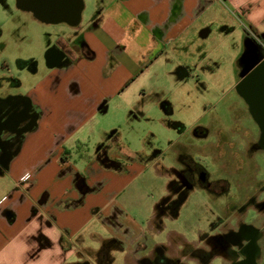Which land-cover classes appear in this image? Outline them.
<instances>
[{
	"label": "crops",
	"instance_id": "obj_1",
	"mask_svg": "<svg viewBox=\"0 0 264 264\" xmlns=\"http://www.w3.org/2000/svg\"><path fill=\"white\" fill-rule=\"evenodd\" d=\"M50 23L69 27L55 29L53 41L72 52L67 63L18 75L22 84L21 76L31 79L21 93L37 116L0 166V264H88L83 254L93 251L101 256L99 264H137L152 252L143 253L147 237L141 225L162 229L167 213L158 204L164 194L142 224L123 213L120 194L146 168L162 176L167 188L168 170L180 167L179 154L189 153L180 139L198 125L197 118L186 125L172 121L174 105L165 94L196 89L188 82L200 65L198 42L214 29L236 31L242 49L245 34L264 33V0H82L76 24ZM78 38L88 53L77 50ZM154 75L165 83L150 100L152 85L148 89L146 80ZM117 98V107L132 113L126 117L131 121L157 109L175 139L151 154L145 143L130 142L120 125L104 116ZM186 108L189 112L192 105ZM171 147L179 150L168 164L162 157ZM115 249L126 250L121 263L113 261Z\"/></svg>",
	"mask_w": 264,
	"mask_h": 264
},
{
	"label": "rangeland",
	"instance_id": "obj_2",
	"mask_svg": "<svg viewBox=\"0 0 264 264\" xmlns=\"http://www.w3.org/2000/svg\"><path fill=\"white\" fill-rule=\"evenodd\" d=\"M87 11H83L86 14ZM19 9L16 7L15 0H0V24L3 30V36H6L7 30L9 31L10 26L16 20L21 21L24 18ZM37 23V22H36ZM29 24V35L33 36V44H30V49L33 52L35 48L37 51H41L42 43L47 40L52 39L53 31L56 29L59 33L64 30L69 29L66 24L57 23L51 24L48 27L46 24L39 23ZM48 32L51 34L49 35ZM31 33V35H30ZM9 34V33H8ZM49 35V36H48ZM244 39V37H243ZM4 43L8 39L3 40ZM15 41L17 44L19 40H12L10 44H7L5 51H0V68L4 64V59H9L8 61L13 63V67H16V53H15ZM41 44V46H40ZM46 44V43H45ZM199 53V68L195 71L194 78L190 80L189 85H197L196 89H192L191 92L186 91V89L176 90L174 92H167L165 94L167 100L174 105L173 112L170 114L172 121H183L185 125L190 123L192 119L197 118L198 125L188 130V133L180 139V143L184 144V147L192 154L193 158L200 163L205 170L209 173L210 180H217L224 178L228 181L229 189L226 198L220 197L215 199L212 194H210L206 189L195 187L187 192V198L178 207L177 214L172 216L170 214L162 217V229L160 231H152L149 227H145L146 223L141 225L145 230L143 237H147L145 242L147 247L143 252L148 254L150 250L153 249L155 244H164L168 247V250L172 248L177 250H182L187 245L190 246H204L207 245L204 241H201V235L215 234L217 232L216 225L222 220L226 219L229 213L234 210V208L240 205V190L237 187L236 179L234 173V163L230 162L229 154L230 150L222 146V149L227 150V156H222L217 146V139H215L214 119L212 118L215 111L221 106L227 104L233 93L230 94V88L234 84L238 77L239 66L238 57L242 51V37L237 35L236 31L220 34L216 29L212 31L210 35L206 38H202L198 42ZM44 50V49H43ZM1 71V70H0ZM23 70L20 71L21 74ZM1 74V73H0ZM20 77L18 76L17 79ZM23 80V88L27 87L31 83L30 77L21 76ZM140 82L134 84L138 87ZM149 83L152 85L151 94L148 95V99H154L158 93L156 89L159 90V85L164 84L165 80L160 78V76H153L152 78L146 80V87L149 89ZM157 86V87H156ZM186 86V85H185ZM22 88L20 89V91ZM160 94V93H159ZM162 94V92H161ZM132 96V95H131ZM134 100L141 102L136 96H132ZM145 103L147 100L144 99ZM120 103L117 98L112 104L111 109L104 116L111 122H117L120 125V131L130 142L138 146L139 144L145 143L147 145V151L149 154L153 153L155 149H165L167 140L175 139V135L169 132L168 128H165L162 123L164 115H160L158 110L152 109L149 111V115L145 117L144 120H128L126 117L132 113L128 111L120 110L117 105ZM191 104L192 109L190 113L187 112L186 105ZM192 111V112H191ZM163 116V117H162ZM140 116H136V118ZM189 118V119H188ZM230 125L233 128L234 124L228 122L226 126ZM201 127L203 130H208V136L202 134L200 136L194 135L193 130L197 127ZM249 126L248 123H243V127ZM152 133V134H150ZM231 142L236 143L235 149L237 152L246 153L248 143L244 139L237 136L232 139ZM179 150L178 147H171L166 156L162 159L169 161L174 157V153ZM261 156L256 157L257 162L260 160L262 162ZM243 170L245 173H249L247 178H243L238 181L243 184V191L248 193H253L254 183L263 182L264 183V170L261 168H253L249 170L250 162L246 157H243ZM263 163V162H262ZM155 171L152 169H145L137 178V180L126 190L120 194L119 200L124 202L122 208L123 213H127L130 217L137 218L135 221L142 224L144 218L148 216L151 206L156 198H159L163 194H166V181L161 176H156ZM242 181V182H241ZM258 196H262L264 190L256 191ZM244 212L246 221H251L252 223L258 224L261 222V213L257 210L255 205L252 203L247 204L244 202ZM243 221V213L236 211L231 214L228 221H232L231 224H238ZM104 235L108 236L104 231ZM99 241V239H98ZM94 248H100V244L93 242ZM125 249H115L113 251V261L115 263H121ZM169 254L176 255L173 251ZM182 256V255H181ZM87 257L88 264H99L101 256L96 251L89 252L85 256ZM76 259H78L76 257ZM73 259V260H76ZM186 264H199V260L191 256V254L184 255L181 257ZM262 264H264V251L262 253ZM211 264H224L223 260L218 261L217 257H213L210 261Z\"/></svg>",
	"mask_w": 264,
	"mask_h": 264
},
{
	"label": "flooded vegetation",
	"instance_id": "obj_3",
	"mask_svg": "<svg viewBox=\"0 0 264 264\" xmlns=\"http://www.w3.org/2000/svg\"><path fill=\"white\" fill-rule=\"evenodd\" d=\"M16 1V0H15ZM16 7L24 14L21 21H15L11 24L6 36H3V30L0 24V51H5L6 45L12 40L15 41L16 67L10 64L9 59H4V64L0 68V166H4L6 161L17 151L20 139L26 130H29L37 116V112L33 108V104L28 95L19 91L22 88L21 79H17L21 70L29 73L34 72L39 67L46 70L48 66L54 62L67 63L70 60L72 49L66 45L57 46L52 39H45V47L42 53L35 50L31 52L30 44L33 43L32 35H29V24L42 23L49 25L54 24L44 22L35 17L33 11L25 6ZM77 32L76 28L73 29ZM9 33V34H8ZM50 35L51 33L48 32ZM48 35V36H49ZM255 39L251 47H255L257 52L261 54L263 50V58L257 67L250 69L243 68V74L235 80L230 88V94L233 93L231 100L218 108L213 115L215 123L214 138L217 139L218 151L222 156H227L228 147L231 151L229 154L230 162L234 163V173L237 176L236 184L240 190V205L234 208L228 217L238 211L243 213V221L238 224H231V220L227 219L217 223L215 234L201 235V241L207 245L190 246L178 251L176 255L169 254L168 247L164 244L155 245L150 255L144 256L137 261V264H186L181 257L187 255L185 251H193L199 264H211L213 257H217L224 264H262V253L264 251V193L258 196L256 191L264 190L263 182H255L253 193L243 191V184L239 182L243 178H247L248 174L243 170V157L250 162L249 170L261 168L264 170V33L253 35ZM4 39H8L4 43ZM78 49L82 54L88 53L89 50L81 39H77ZM30 43V44H29ZM260 47L262 48L260 50ZM243 50V49H242ZM242 52V51H241ZM27 56V57H26ZM251 59V58H250ZM241 67H239V72ZM234 124L233 128L230 125ZM243 123L249 126L243 127ZM194 135L205 136L209 134L208 130H203L197 126L193 130ZM237 136L244 139L248 143L246 153L237 152L236 143L231 142ZM222 146L225 148L222 149ZM260 155L257 162L256 157ZM180 167H172L168 170L170 174L167 183L166 194L158 204L161 213H167L172 216L177 214L178 207L187 198V192L195 187L206 189L215 199L225 197L229 189L228 181L224 178L210 180L209 173L198 163L191 154L185 152L178 156ZM238 178L240 180L238 181ZM242 182V181H241ZM244 202L252 203L261 213V222L258 224L246 221L244 212ZM182 255V256H181ZM87 264V263H84ZM220 264V263H218Z\"/></svg>",
	"mask_w": 264,
	"mask_h": 264
},
{
	"label": "water",
	"instance_id": "obj_4",
	"mask_svg": "<svg viewBox=\"0 0 264 264\" xmlns=\"http://www.w3.org/2000/svg\"><path fill=\"white\" fill-rule=\"evenodd\" d=\"M19 6H25L33 11L35 16L42 21L62 22L76 24L79 20L82 0H16ZM255 39L245 34L243 39V52L238 58V66L241 67L239 76L243 74V68L250 69L257 67L263 58L255 47H251ZM251 58V59H250Z\"/></svg>",
	"mask_w": 264,
	"mask_h": 264
},
{
	"label": "trees",
	"instance_id": "obj_5",
	"mask_svg": "<svg viewBox=\"0 0 264 264\" xmlns=\"http://www.w3.org/2000/svg\"><path fill=\"white\" fill-rule=\"evenodd\" d=\"M185 253L191 254V256H194V257L197 256L196 253H194L193 251H188V249H187V251H185Z\"/></svg>",
	"mask_w": 264,
	"mask_h": 264
}]
</instances>
